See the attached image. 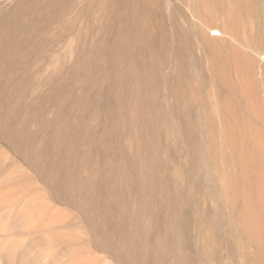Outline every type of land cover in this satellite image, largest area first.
<instances>
[{"label": "rangeland", "instance_id": "obj_1", "mask_svg": "<svg viewBox=\"0 0 264 264\" xmlns=\"http://www.w3.org/2000/svg\"><path fill=\"white\" fill-rule=\"evenodd\" d=\"M26 1L0 0V22L14 10L24 18ZM29 1L27 10L40 2ZM71 1L63 14L66 30L47 42L55 49L48 55L57 65L56 81L65 79L64 94L41 99L39 95L52 90L42 84L39 94L27 87L21 104L8 98L0 104L4 110L0 132V264H130L111 249L97 245L98 231L89 216L98 220L102 234L115 239L124 253L140 264H152L158 256L162 264H264V73L254 70V65L245 66L243 60L247 54L256 66L264 63V54L258 56L264 53L259 43L264 36V0H181L189 1L197 16L193 20L185 12L184 21L182 10L167 15L164 0H95L92 12L83 16L77 13L89 0ZM172 1L179 8L181 2ZM154 11L162 14L151 20ZM198 19L205 25V34L217 27L224 36L215 42L198 39L196 26L190 25L192 42L185 57H178L176 48L186 34L184 28L197 24ZM144 24L149 35L161 36L157 47L143 37L124 40L122 29L133 31ZM232 37L238 42L236 50ZM120 43L127 44L120 49L123 54H114ZM96 45L101 48L100 61L91 67L86 60L94 58ZM23 63L33 65L32 61ZM183 64L187 67L179 73ZM211 64L221 70L222 79L213 74ZM152 65L157 68L154 72L148 71ZM52 70H45V77ZM124 79L127 81L122 84ZM200 79L210 95L204 98L207 112L198 106L203 96L198 95ZM221 85L230 88L231 94H220L217 87ZM106 92L113 100L111 109L103 106ZM231 97L235 102L228 101ZM149 98L153 105L148 107ZM161 112L168 125H164ZM201 112L206 138L216 144L212 151L201 147L199 135L197 141L189 143L181 133L191 122L199 130L196 121ZM211 127L217 133L212 134ZM248 128L252 129L249 134ZM102 136L101 145L92 146ZM15 138L23 140L21 150ZM86 152L92 155L89 162ZM126 154L141 158L145 165L141 173L150 174L152 167L160 179L155 183V204L140 211L142 235L134 234V218L126 230L119 225L122 208L129 207L132 213L134 203L145 199L144 190L136 189L131 179L134 168L126 164ZM248 160L258 161L250 166L246 165ZM94 161L99 167L95 172L90 166ZM111 176L116 177L119 189L112 191L103 183ZM53 180L65 187L64 196L59 195ZM91 180L103 183L104 190L87 188ZM195 180L202 183L201 197L193 186ZM123 189L134 192L123 197L117 203L120 205L106 208L108 197L110 200ZM210 191L217 192L218 201L206 200L205 205L220 211V221L230 214L236 223L230 226L221 221L201 234L193 217L187 232L173 228L170 216L182 218L188 203ZM173 192L178 200L171 205L167 196ZM91 194L103 210H87ZM76 204L83 206L79 209ZM160 219L163 222L158 225ZM246 219L254 223L249 225ZM173 234L174 249L169 252L165 245ZM240 234L243 244L251 241L242 249L245 258L225 257L228 250L223 241L234 243ZM158 235L161 246L155 244ZM188 241L192 262L179 263L182 245ZM200 251L214 258L202 259Z\"/></svg>", "mask_w": 264, "mask_h": 264}, {"label": "bare ground", "instance_id": "obj_2", "mask_svg": "<svg viewBox=\"0 0 264 264\" xmlns=\"http://www.w3.org/2000/svg\"><path fill=\"white\" fill-rule=\"evenodd\" d=\"M1 1H6V0H1ZM164 1H166V4H167L166 10H167V15L169 17L173 13H175L176 11L179 12V10L180 11L182 10V16H181L182 21L185 20L183 18V14H185V12L186 13L188 12V15H190L193 20H197V16L193 12L192 7L189 4V1L187 3H184L181 0H177V1L181 2L180 3L181 5H179V8L177 7V5H176V7H174L172 0H164ZM28 2H30V1L28 0L23 4V6L26 8V15L24 16V18H21V13H18L14 10L11 13H9L5 18H3V20L0 22V104H2V105H4V101H7L6 98L17 99V101L21 104V94L24 92L25 89H27V87H31L33 89V93H38L39 87L42 84H44L45 86L50 85L52 90H51L50 94L39 95V98H41V99H48L49 97L54 98V97L61 96L64 94L62 86H63V82L65 79H61L60 83H57V81H56L55 74H57L58 71H56L55 68L57 67V65H56L53 57L48 55L49 52H53V51H55V49H54V47H52L50 45L48 46L47 42H49L48 39L54 37V35L57 32H59V31L62 32L63 29L66 30V26L68 23L66 22L63 14L66 12L67 8L69 7V5L72 1L71 0H40L39 3L32 5V8L30 10H27V8L29 7ZM94 2H95V0H89V3L87 2V5L85 6V8L77 14L83 16V15L89 14L90 11L92 12V7H93ZM161 14L162 13L160 11L159 12L154 11L153 14L150 16V19L153 20V18L155 19V17L158 18L161 16ZM72 24L74 25L75 21H73ZM190 25L196 26L195 27L196 28L195 36L198 39L205 37L208 42H215L224 36L223 32H221V30L218 29L217 27L215 29L213 28L212 30H210L209 31L210 34H205V31H204L205 25L202 24V22L198 19L197 24H191L190 23L189 25H187L184 28V31L186 34L181 37V45L176 48V55L178 57H181V56L185 57L186 51L188 49V45L190 42H192V40L189 39V37H188ZM70 26H72L71 23L69 24L68 28ZM148 33H149V30H148V27L146 24L139 27L138 29H134L133 31L130 28L121 30V34L123 35L125 41L130 40V38L132 36L135 38L143 37L144 40H146V42L149 45H152L153 47H157L159 40H161V36L154 37L153 35H149ZM231 41H232L233 50H236V45H238L236 43H238V42L236 40H234L233 37L231 38ZM259 43L262 44V47L264 48V36L262 37L261 40L259 39ZM28 45L29 46L33 45V48L28 47ZM117 45L118 46L113 51V53L114 54H123L120 51V49L125 48V46L127 44L120 43ZM201 46L203 47V45H201ZM245 48L249 49L248 47H245ZM100 50H101V48L99 47V45H96L94 48L95 56H94V58L87 59L86 65L94 67L99 63V61H100ZM21 53H22V55H21ZM263 54L264 53H262L261 55H258V56H262ZM244 56H245V53H244ZM251 59H250V56H247V54L245 56V59L243 57V60H245L244 62H246L245 66H248L250 64L254 65L253 66L254 70L261 72V73H264V63L262 65L256 66L255 65L256 63L253 64ZM263 59H264V57H263ZM30 61H32L33 65L28 64ZM23 62L27 63L28 66L24 65ZM57 62H59V59H57ZM42 63H45L47 65V67H43L41 65ZM218 65H216V66H218ZM51 67H53V70H52L53 73L50 74L49 77H45V75H46L45 70H48V69L51 70ZM68 67H70V66H68ZM185 67H187V65H184V64L181 65L179 67V73L185 71ZM210 67H212L210 69L213 72V74L214 73L218 74L219 77L222 79V76L220 74L221 70L218 69V67L216 69V67L212 64L210 65ZM150 70L153 72L156 71L157 70L156 65H152L148 69V71H150ZM52 71H50V72H52ZM221 79H219V80L221 81ZM125 81H127V79L122 80V84ZM199 81H201V79ZM200 85H201V87H200V89H198V93H199L198 95H201V96L203 95V96H202V100L200 101L198 106L202 107V109H204L203 112H207V111H209V108H208V106L205 102L206 100L204 98H206L205 95L207 97H210L209 91H208V89H206V87H203V86H205V83H203L202 81L200 82ZM217 91H219V93L222 95H229V94H231L232 90L228 87H224L221 85L220 87H217ZM108 95H109V93H107V92L104 94L105 102H104L103 106L111 109L113 107V102H112L113 100L109 99ZM216 95H217V93H216ZM228 101L235 102L233 97H231ZM150 105H153V102L149 98L147 101V106L149 107ZM1 106H0V132H2L1 121H2V115L4 113V110H2ZM186 111H188V113H191V108L187 107ZM162 114L163 113L161 112L160 115H161V118L164 122V125H165V123H166V125H168L167 121H166V116L162 115ZM203 118H204L203 113L201 112L198 120L196 121V123H198L197 125L199 127V130L197 129L195 124L191 122V124H187L185 127H183L181 133L185 136V138L188 140L189 143L197 141V136L199 135L200 140L202 141L201 147L204 148L207 146L208 150L212 151L215 149L216 144L213 140H208L206 138V135L204 132V128H205L204 121H202ZM262 121H264V119H262ZM211 129H212V134H215V131L217 133V130L215 128L211 127ZM248 129H249V132H248V134H249L252 132V129L251 128H248ZM104 138L105 137L102 136L98 140L93 141L92 146L101 145V143L104 141ZM14 140H15V144L21 150V146L23 147V143H24L23 140L18 139V138H15ZM204 152H205V150H204ZM91 156L92 155H90L89 152L88 153L86 152L85 160L89 162L90 159H92ZM125 158H126V164L128 166H132L134 168L133 172L131 173V177H132L131 179L133 180L134 184H137L136 189L142 188L144 190L145 199L141 202H135L134 203V206H133L134 211L132 213H130L131 209L129 207L128 208L123 207L122 208V214L119 217V220H120L119 225H122L123 226L122 228H125V227L127 228L129 220L131 218H134V221L137 222V226L134 230V234L142 235L143 229L141 228V226L139 224L140 211L142 209L149 210L153 206V204H155V201H156L155 195H157V185L155 183H158L160 179H159V177H157L153 174L152 167H150L151 168L150 174L149 173L146 174V172H145V174L141 173V169L143 168V167H141L143 164L142 163L143 161H141V158H138L137 156L133 157L132 155H129V154H126ZM33 160H35V159L33 158ZM257 161L258 160H248L246 162V165H250V166L255 165L257 163ZM95 162H97V161H94V163H92V162L90 163L91 164L90 166L93 169H95L94 172L97 169H99V167L97 166L98 164L96 165ZM35 163L37 165H39V163L37 161H35ZM147 164H148V162H147ZM258 164H260V163H258ZM40 168L42 170L48 171V169L45 166H40ZM208 168H209V164H208ZM137 169H140V172ZM120 172H121V170H120ZM92 180H91V182L86 183L87 188L93 189L94 187L97 186V188H100V190L103 187V190H104V186L102 184L105 182L108 187L112 188V191H113V189L114 190L119 189L117 187V179L115 176H111V177L105 179V181H103V183H95ZM95 180H97V179L95 178ZM53 182L56 186V189H57V192L59 193V195L64 196L65 195V187L63 185H61L60 183L56 182L55 180H53ZM120 185H121V183H120ZM201 185H202L201 181H198V180L193 181V186L196 187L200 191V192L197 191L198 195L201 193V188H202ZM129 192H134V190L133 189H129V190L123 189V192L117 193V196L110 197V200L108 197V201L105 200L106 201V208L111 210L114 208V206L120 205L117 203H121V199L123 197H125L126 195L130 194ZM210 192H212V191H210ZM95 197L92 196V194H91V196L89 198L91 205L88 207L87 210L90 212H93L92 210H95L96 208L99 210H103V209H101V205L98 203V201L95 199ZM100 197H102V196H100ZM201 199H203L204 201L201 202L200 201ZM167 200H168V202L171 203V205L175 204V202L178 200V194L175 192L170 193L167 196ZM206 200H209V201L211 200L214 203L217 202L218 201L217 192L216 193H213V192L212 193H205L202 196V198H199V199L194 198V200L192 202L188 203L189 206L184 211L182 218L177 214H173L172 216H170L169 220H170L171 224L173 225V228H178L179 232H185V231L187 232L188 228H190L189 227L191 225L190 221L193 217H194V219H196V226L198 228V231L201 232V234L208 227L215 228L216 226L220 225L221 221L223 222V224H225V225L229 224L230 226H232L236 223V221L231 218L232 216H230V214L228 216L229 218H227V219L224 218V219H221V221H220V218H219L220 211H217V209L212 210V208L205 205V204H207ZM73 201H75V200H73ZM250 203L252 204L251 200H250ZM251 204H249V205H251ZM76 206H77V208L81 209L83 205L76 204ZM103 206H104V204H103ZM248 206H247V208H248ZM229 209L232 212V209L231 208H229ZM248 210H249V208H248ZM107 211L108 210H105V213ZM227 212L228 211L223 212V213L225 215H227ZM251 213H253L252 210H251L250 214ZM113 215H111V216H113ZM248 216L249 215H247V217ZM249 218H250V216H249ZM89 219L92 220V223L95 227V230L98 231L97 238H96V242H97L98 246L111 249L121 259H124L125 261L127 260L130 264H140L139 260H137L134 256L125 254L126 252L124 253V251L114 242L115 239L114 240L109 239L104 234H102L101 227H100L99 222L96 218L89 216ZM251 219H250V221H251ZM100 221H102V220H100ZM104 221H105V219H104ZM112 221H115V220H112ZM250 221H249V219H246L247 224L252 225L254 222L250 223ZM162 222L163 221H161V219H160L158 225H160ZM105 224H107V223H105ZM126 228H125V230H126ZM235 230L237 231L236 228H235ZM175 236L176 235L173 234V235L169 236L170 238L167 237V239L169 238L168 239L169 244L167 246L165 245V247H167V249L170 250L169 252H171L172 249H174L173 244H174V237ZM243 239H244V237L240 234V236L236 238V242H234V243H232V241H230V240L223 241L225 243L224 244L225 247L228 250L224 256L227 258H230L233 256L234 257L238 256V258L239 257L245 258L246 255L243 252V250H244L243 248H247L246 246L248 245V241L249 242H251V241L247 240L245 242V244H243L242 243ZM185 243L186 244L182 245L183 246L182 249L184 251L180 255V258L178 260L179 263L192 262V258H190L189 255L187 254L188 248L191 246V242L188 241ZM155 244H157L158 246H161L163 244L162 238L159 235L157 237H155ZM124 246H125V244H124ZM239 248H241V249L239 250ZM245 250H247V249H245ZM125 251H127V250H125ZM204 251H200V254H199V256L202 259L214 258L213 254H210V253L206 254ZM162 262L163 261H161V258L158 256V257L154 258L152 264H162Z\"/></svg>", "mask_w": 264, "mask_h": 264}]
</instances>
